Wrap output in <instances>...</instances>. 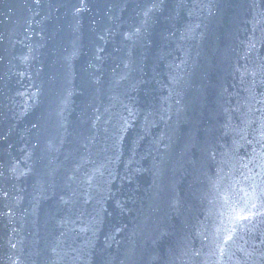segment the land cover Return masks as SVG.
Instances as JSON below:
<instances>
[{
	"label": "water",
	"instance_id": "1",
	"mask_svg": "<svg viewBox=\"0 0 264 264\" xmlns=\"http://www.w3.org/2000/svg\"><path fill=\"white\" fill-rule=\"evenodd\" d=\"M0 264H264V0H0Z\"/></svg>",
	"mask_w": 264,
	"mask_h": 264
}]
</instances>
